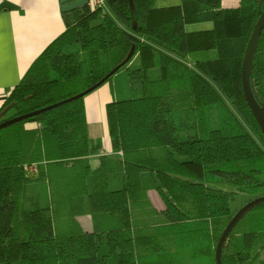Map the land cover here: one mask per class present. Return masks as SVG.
Here are the masks:
<instances>
[{
    "label": "trees",
    "instance_id": "1",
    "mask_svg": "<svg viewBox=\"0 0 264 264\" xmlns=\"http://www.w3.org/2000/svg\"><path fill=\"white\" fill-rule=\"evenodd\" d=\"M263 12L264 0H101L62 13L0 123L102 86L136 55L140 66L126 69L131 98L105 107L109 156L88 133L91 92L0 130V264H215L228 222L264 197V135L241 85ZM249 84L264 107V25ZM263 250L261 202L221 264H264Z\"/></svg>",
    "mask_w": 264,
    "mask_h": 264
},
{
    "label": "crops",
    "instance_id": "2",
    "mask_svg": "<svg viewBox=\"0 0 264 264\" xmlns=\"http://www.w3.org/2000/svg\"><path fill=\"white\" fill-rule=\"evenodd\" d=\"M87 1L92 7L101 0ZM60 9V0H0V110L8 92L47 46L64 32ZM114 76L84 98L89 136L100 138L105 156L111 155L105 107L119 101Z\"/></svg>",
    "mask_w": 264,
    "mask_h": 264
},
{
    "label": "water",
    "instance_id": "3",
    "mask_svg": "<svg viewBox=\"0 0 264 264\" xmlns=\"http://www.w3.org/2000/svg\"><path fill=\"white\" fill-rule=\"evenodd\" d=\"M60 4H61V13H68L71 12L73 10L82 8L86 5H88V1L87 0H60ZM264 25V12L262 13V15L260 16V18L258 19L256 26L253 30V33L250 37V40L248 42L245 54H244V58H243V64H242V69H241V85H242V92H243V97L244 100L247 104V106L249 107L252 116L254 117L261 133L264 135V107H260L257 102L255 101L253 94L251 92L250 89V84H249V66H250V60H251V55L253 52V48L257 39V36L262 28V26ZM134 50L132 49L130 51V53L128 54L126 60L124 61L123 64L127 63L130 58L133 55ZM120 67H116L110 74L113 75L114 73H116L118 71ZM104 82L101 81L99 82L97 85H95L94 87H92L91 89H89L88 91L77 95L71 99H68L66 101L60 102L58 104H55L51 107H47L45 109H41L38 111H35L33 113L27 114V115H23L20 117H16L14 119H10L7 121H4L2 123H0V130L8 127L12 124L21 122L23 120H26L28 118H31L33 116H36L50 108L59 106L65 102H68L70 100L76 99V98H80L85 96L86 94L92 92L93 90H95L97 87H99L102 83ZM261 202H264V197L262 198H258L255 200H252L248 203H246L244 206H242L232 217V219L228 222V224L226 225L225 229L223 230L218 243L216 245L215 248V253H214V263L215 264H221V249L223 246L224 241L226 240L227 236L229 235V233L231 232V230L234 228V226L236 225V223L240 220V218L246 214L249 210H251L252 208H254L256 205L260 204Z\"/></svg>",
    "mask_w": 264,
    "mask_h": 264
},
{
    "label": "rangeland",
    "instance_id": "4",
    "mask_svg": "<svg viewBox=\"0 0 264 264\" xmlns=\"http://www.w3.org/2000/svg\"><path fill=\"white\" fill-rule=\"evenodd\" d=\"M238 4V0H221V7L222 8H230V7H235ZM140 66V60L139 57L136 55L133 57L131 62L129 64L122 68L120 71L116 73L114 76V81L116 83L117 89H118V100H128L131 98V92L129 89V84H128V78L126 74V69H132L135 67ZM121 91V93H120ZM93 165L96 164L95 161L92 163ZM78 221L80 225L82 226L83 230L85 231H90L91 230V222L90 218L88 216H80L78 217ZM259 259L261 261H264V250L260 253Z\"/></svg>",
    "mask_w": 264,
    "mask_h": 264
},
{
    "label": "built area",
    "instance_id": "5",
    "mask_svg": "<svg viewBox=\"0 0 264 264\" xmlns=\"http://www.w3.org/2000/svg\"><path fill=\"white\" fill-rule=\"evenodd\" d=\"M100 3V2H99Z\"/></svg>",
    "mask_w": 264,
    "mask_h": 264
}]
</instances>
